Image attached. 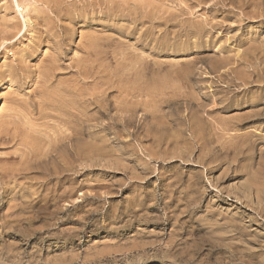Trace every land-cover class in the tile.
<instances>
[{"label": "rangeland", "instance_id": "374dc122", "mask_svg": "<svg viewBox=\"0 0 264 264\" xmlns=\"http://www.w3.org/2000/svg\"><path fill=\"white\" fill-rule=\"evenodd\" d=\"M12 1L0 0V264H264V0ZM20 133L34 143L7 141Z\"/></svg>", "mask_w": 264, "mask_h": 264}, {"label": "bare ground", "instance_id": "6f19581e", "mask_svg": "<svg viewBox=\"0 0 264 264\" xmlns=\"http://www.w3.org/2000/svg\"><path fill=\"white\" fill-rule=\"evenodd\" d=\"M13 1H14V0H13ZM13 1H12V2H13ZM16 1H17V5H18V7H21V5H20V3L18 2V0H16ZM33 1H34V0H33ZM41 1H42V0H41ZM41 1H40V2H41ZM43 1H44V0H43ZM43 1H42V2H43ZM86 1H87V0H86ZM92 1H94V0H92ZM99 1H100V0H99ZM99 1H98V2H99ZM105 1L107 2V0H104V2H105ZM108 1L111 3L110 0H108ZM57 2H59V1H57ZM73 2H74V1H73ZM75 2H76V1H75ZM84 2H85V1H84ZM90 2H91V1H90ZM90 2H89V3H90ZM104 2H103V3H104ZM118 2H119V1H118ZM44 3H45V2H44ZM53 3H54V2H53ZM76 3H77V2H76ZM76 3H74V4H76ZM78 3H79V1H78ZM86 3H87V2H86ZM101 3H102V2H101ZM110 3H109V4H110ZM112 3H113V2H112ZM112 3H111V5H112ZM15 4H16V3H15ZM33 4H34V3H33ZM39 4H40V3H39ZM45 4H46V3H45ZM93 4H94V3H93ZM113 4H114V3H113ZM36 5H37V4H36ZM46 5H47V4H46ZM51 5H52V4H51ZM65 5H67V4H65ZM79 5H80V4H79ZM89 5H90V4H89ZM97 5H98V4H97ZM97 5H96V6H97ZM104 5H105V4H104ZM30 6H31V5H30ZM53 6H54V5H53ZM70 6H71V3H70ZM98 6H99V5H98ZM98 6H97V7H98ZM3 7H4V6H3ZM49 7H50V6H49ZM56 7H57V6H56ZM72 7H73V6H72ZM115 7H116V5H115ZM32 8H33V7H32ZM36 8H37V7H36ZM51 8H52V7H51ZM62 8H63V7H62ZM62 8H61V9H62ZM74 8H75V7H74ZM84 8H85V7H84ZM89 8H90V7H89ZM93 8H94V7H93ZM102 8H103V7H102ZM102 8H101V9H102ZM109 8H110V5H109ZM118 8H120V7H118ZM69 9H70V8H69ZM82 9H83V8H82ZM86 9H87V8H86ZM91 9H92V8H91ZM91 9H90L89 11H91ZM99 9H100V8H99ZM99 9H98V10H99ZM101 9H100V10H101ZM110 9H111V8H110ZM8 10H9V9H8ZM30 10H31V9H30ZM45 10H46V9H45ZM45 10H44V11H45ZM71 10H74V9H71ZM100 10H99L98 14L100 13ZM113 10H114V9H113ZM113 10H112V11H113ZM38 11H39V10H38ZM50 11H51V10H50ZM53 11H54V10H53ZM74 11H75V10H74ZM5 12H6V11H5ZM5 12H3V14H4ZM31 12H32V11H31ZM34 12H36V11H34ZM46 12H48V11L46 10ZM55 12H57V10H56ZM80 12L82 13V11H80ZM19 13H20V9H19ZM36 13H37V12H36ZM36 13H35V14H36ZM61 13L63 14V11H62ZM78 13H79V12H78ZM111 13H113V12H111ZM15 14H16V13H15ZM20 14H21V13H20ZM26 14H27V13H26ZM79 14H80V13H79ZM84 14H85V12H84ZM96 14H97V13H96ZM98 14H97V15H98ZM0 15H1V14H0ZM11 15H12V14H11ZM28 15H29V14H28ZM42 15H43V14H42ZM42 15H41V16H42ZM92 15H94V14H92ZM24 16H25V15H24ZM30 16H31V15H30ZM58 16H59V15H58ZM63 16H64V15H63ZM89 16H90V15H89ZM1 17H2V16H1ZM18 17H19V16H18ZM18 17L15 16V18H17V19H18ZM31 17H33V16H31ZM38 17H39V16H38ZM55 17H56V16H55ZM70 17H71V19H72V16H70ZM70 17H69V18H70ZM8 18H10V16H9ZM12 18H14V16H12ZM74 18H75V17H74ZM85 18H86V15H85ZM6 19H7V18L5 17V20H6ZM17 19H16L15 21H21V20H17ZM24 19H25V18H24ZM33 19L35 20L34 17H33ZM39 19H40V18H39ZM8 20L10 21L11 18L8 19ZM8 20H7V21H8ZM25 20H26V19H25ZM31 20H32V19H31ZM34 20H33V21H34ZM43 20H44V19H43ZM79 20H80V19H79ZM7 21H6V24L10 26V24H8ZM13 21H14V20H13ZM22 21H24V20L22 19ZM10 22H11V21H10ZM10 22H9V23H10ZM36 22H37V20H36ZM40 22H41V21H40ZM40 22H37V23H40ZM15 23H16V22H15ZM15 23H14V25H15ZM18 23L21 24L20 22H18ZM18 23H16V24L18 25ZM28 23H29V22H28ZM49 23H51V22H49ZM1 24H2V23H1ZM12 24H13V23H12ZM35 24H36V23H35ZM4 25H5V24H4ZM25 25H28V24H25ZM56 25L58 26V24H56ZM5 26H6V25H5ZM22 26H23V25H22ZM3 27H4V26H3ZM19 27H20V26H19ZM19 27L16 26V28H19ZM24 27H25V26H24ZM31 27H32V26H31ZM4 28H5V27H4ZM6 28H8V27L6 26ZM12 28H14V26H13ZM16 28H14V29H16ZM21 28H22V27H21ZM14 29H11V26H10V30H11V31H13ZM27 29H28V28H27ZM27 29H26V31H27ZM32 29H33V28H32ZM2 30H3V29H2ZM7 30L10 31L9 28H8ZM7 30H6V31H7ZM16 30H19V29H16ZM42 30H43V29H42ZM0 31H1V29H0ZM6 31H5V32H6ZM8 31H7V32H8ZM20 31H21V29L19 30V32L17 31V32L19 33V35L21 34V32H22L23 30H22L21 32H20ZM7 32H6V33H7ZM0 33H3L2 35H4V32H3V31L0 32ZM11 33H12V37L15 36V34H16V33L13 34V32H11ZM11 33H10V34H11ZM18 33H17V34H18ZM29 33H30V32H29ZM43 33H44V32H43ZM8 34H9V33H8ZM17 34H16V35H17ZM2 35H0V39H2V38H1ZM24 35H25V33H24ZM9 36H10V35H9ZM3 37L6 38L5 35H4ZM12 37L10 36V38H12ZM17 37H18V36H17ZM31 37H32V36H31ZM83 37H84V36H83ZM85 37H86V36H85ZM7 38H9V37L7 36ZM10 38H9V39H10ZM39 38H40V37H39ZM92 38H93V37H92ZM13 39H14V37H13ZM93 39H94V38H93ZM93 39H92V41H95V40H93ZM6 40H8V39H6ZM10 40H11V39H10ZM10 40H9V41H10ZM45 40H46V39H45ZM57 40H58V39H57ZM85 40H86V39H85ZM0 41H1V40H0ZM14 41H15V40H14ZM86 41H90V39H89V40L87 39ZM92 41H90V42H92ZM6 42H8V41H6ZM44 42H45V41H44ZM44 42H43V43H44ZM46 42H47V40H46ZM56 42H57V41H56ZM90 42H89V43H90ZM97 42H98V40H96V43H97ZM1 43H2V42H1ZM4 43H5V42H4ZM16 43H17V42H16ZM16 43H15V45H16ZM48 43H49V42H48ZM85 43H86V42H85ZM89 43H88V44H89ZM96 43H94V45H93L94 48H95V47L97 46V44H98V43H97V44H96ZM13 44H14V43H13ZM82 44H83V42H82ZM92 44H93V43H92ZM95 44H96V46H95ZM54 45H56V44H54ZM84 45H85V44H84ZM90 45H91V43H90ZM12 46H13V45H12ZM36 46H37V45H36ZM16 47H17V46H16ZM60 47H62V45H60ZM82 47H83V45H82ZM86 47H87V44H86V46L84 47V50L86 49ZM89 47H92V46H89ZM89 47H88V48H89ZM6 48H8V46H7ZM51 48H52V47H51ZM57 48H59V47H57ZM57 48H56V49H57ZM0 49H1V48H0ZM11 49H14V48H11ZM53 49H54V48H53ZM89 49H91V48H89ZM51 50H52V49H51ZM58 50H59V49H58ZM60 50H61V49H60ZM86 50H87V49H86ZM92 50H93V48H92ZM127 50H128V49H127ZM54 51H55V49H54ZM87 51H88V50H87ZM96 51H97V49H96ZM123 51H124V50H123ZM125 51H126V50H125ZM56 52H57V51H56ZM56 52H55V53H56ZM90 52H92V51H90ZM90 52L88 51L86 54H88V55H93V54H96V53L98 54V53H99V52H95V53L93 52V54H89ZM50 53H51V52H50ZM52 53H54V52H52ZM59 53H60V52H59ZM62 53H63V52H62ZM62 53H60V54H62ZM20 54H21V53H20ZM100 54H101V53H100ZM15 55H16V53H15ZM15 55H14V56H15ZM51 55H52V54H51ZM53 55H54V54H53ZM55 55H56V54H55ZM55 55H54V56H55ZM57 55H59L58 52H57ZM57 55H56V57H57ZM48 56H50V55H48ZM60 56H61V55H60ZM60 56H59V57H60ZM66 56H67V55H66ZM19 57H20V56H19ZM52 57H53V56H52ZM63 57H64V56H63ZM88 57H89V56H88ZM47 58H48V57H47ZM49 58H51V57H49ZM53 58H54V57H53ZM83 59H84V58H83ZM21 60H22V58H21ZM48 60L50 61V59H48ZM54 60H55V61H58V60H59V62L63 61V60L60 61V58H59V59H58V58H57V59L55 58ZM64 60H65V59H64ZM86 60H87V62H88V59H86ZM86 60H83V61H84V62H83L84 64H85V61H86ZM92 60H93V59H92ZM13 61H14V60H13ZM51 61H52V59H51ZM51 61H50V62H51ZM55 61H54V62H55ZM76 61L78 62V60H76ZM79 61H80V60H79ZM20 62H21V61H20ZM23 62H24V60H23ZM43 62H44V61H43ZM43 62H42V63H43ZM52 62H53V61H52ZM52 62H51V63H52ZM63 62H64V61H63ZM77 62H76V63H77ZM81 62H82V61H81ZM47 63H48V62H47ZM56 63L58 64V62H56ZM61 63H62V62H61ZM88 64H89V63H88ZM15 65H16V64H15ZM44 65H45V64H44ZM47 65H48V64H47ZM55 65H56V64H55ZM60 65H61V64H60ZM75 65H76V64H74V66H72V67H75ZM77 65H78V64H77ZM81 65H82V64H81ZM5 66H6V65H5ZM5 66H4V68H5ZM24 66H25V65H24ZM49 66H51L52 68H55V67H53V66H54V63H53V66L49 64V65H48V68L46 69L47 71H48V69L50 68ZM56 66H57V65H56ZM70 66H71V65H70ZM70 66H68V67H70ZM79 66H80V64H79ZM44 67H45V66H44ZM57 67H58V66H57ZM57 67H56V69H57ZM59 67H60V66H59ZM62 67H63V66H62ZM72 67H71V69H72ZM76 67H77V66H76ZM80 67H81V66H80ZM83 67L86 68L87 66L85 67V66L83 65ZM83 67H82V70H81L80 73H83V72H82L83 69H84ZM94 67H95V66H94ZM94 67H93V68H94ZM2 68H3V67H2ZM6 68H7V67H6ZM6 68H5V69H6ZM40 68H41V67H40ZM65 68H66V67H65ZM78 68H79V67H78ZM78 68H77V70H78ZM5 69H4V70H5ZM9 69H10V68H9ZM20 69H21V68H20ZM63 69H64V68H63ZM79 69H80V68H79ZM87 69H88V68H86V70H85V69H84V70L88 72ZM17 70H19V68H17ZM32 70H33V69H32ZM39 70H40V69H39ZM44 70H45V69H44ZM46 70H45V71H46ZM50 70H51V69H50ZM50 70H49V71H50ZM58 70H59V68H58ZM58 70H56V71H58ZM1 71H2V70H1ZM37 71H38V70H37ZM53 71H54V70H53ZM53 71H52V72H53ZM56 71H54V72L56 73ZM61 71H63V70H61ZM78 71H80V70H78ZM17 72H18V71H17ZM17 72H16V73H17ZM74 72H75V71H74ZM89 72H90V71H89ZM89 72H88V73H89ZM91 72H92V73H90V74H92V75H93L94 72L97 73L95 70H93V71H91ZM16 73H14V74H16ZM34 73H35V72H34ZM39 73H40V71H39ZM41 73H42V70H41ZM61 73H62V72H61ZM65 73H66V72H65ZM4 74H5V73H4ZM20 74H21V73H20ZM35 74H36V73H35ZM37 74H38V73H37ZM71 74H73L74 77H75V75L77 76L78 73H77V74H74V73L71 72ZM83 74H87V73L85 72V73H83ZM83 74H80V75L83 76ZM6 75H7V74H6ZM44 75H45V72H43V77H44ZM47 75H49V77H50L51 74L48 72V73H46V76H47ZM52 75H53V74H52ZM56 75H57V74H56ZM56 75H55V76H56ZM64 75H65V74H64ZM73 75H72V76H73ZM113 75H114V74H113ZM13 76H14V75H13ZM17 76H18V75H17ZM17 76H16V77H17ZM21 76H22V75H21ZM33 76H35V75H33ZM58 76H59V75H58ZM58 76H56V77H57V80H58ZM62 76H63V75H62ZM81 76H80V77H81ZM87 76H88V75H87ZM111 76H112V75H111ZM36 77H38V76H36ZM39 77H42V75H41V76L39 75ZM56 77H55V78H56ZM68 77H69V76H68ZM70 77H71V75H70ZM84 77H85V75H84ZM90 77H91V75H90ZM31 78H33V77H31ZM44 78H45V77H44ZM44 78H43V79H44ZM52 78H53V77H52ZM52 78L50 77V79H48V80H51ZM82 78H83V77H82ZM82 78H81V79H82ZM98 78H100V77H98ZM13 79H14V78H13ZM20 79H21V78H20ZM20 79H19V81H20ZM59 79H60V77H59ZM62 79H63V78H62ZM68 79H69V78H68ZM78 79H79V77H78ZM81 79H80V80H81ZM8 80H9V79H8ZM30 80H31V79H30ZM53 80H54V79H53ZM55 80H56V79H55ZM57 80H56V81H57ZM60 80H61V79H60ZM65 80L67 81V79H65ZM76 80H77V78H76ZM76 80H75L74 82H76ZM87 80H88V78H87ZM96 80L98 81V79H96ZM96 80H95V82H96ZM11 81H12V80H11ZM15 81H16V80H15ZM19 81H17V82H19ZM21 81H22V79H21ZM35 81H36V80H35ZM40 81H41V80H40ZM42 81H44V80H42ZM45 81H46V80H45ZM61 81H62V80H61ZM66 81H64V82H66ZM70 81H71V80H70ZM70 81H69V82H70ZM78 81H79V80H78ZM46 82H47V81H46ZM49 82H50V81H49ZM95 82H94V83H95ZM29 83H30V82H29ZM47 83H48V82H47ZM50 83H51V82H50ZM52 83H53V81H52ZM54 83H56V82H54ZM72 83H73V82H72ZM81 83H82V82H81ZM81 83L78 82L77 84L80 85ZM86 83H87V81H86ZM91 83H93V82H91ZM91 83H90V84H91ZM97 83H98V82H97ZM31 84H32V83H30L29 85H31ZM33 84H34V83H33ZM40 84H41V83H40ZM40 84H38V85H40ZM42 84H43V83H42ZM57 84H58V83H57ZM67 84H68V83H67ZM69 84H70V83H69ZM87 84H89V83H87ZM35 85H36V84H35ZM45 85H49V84H44L43 86H45ZM54 85H55V84H54ZM54 85H53V87H55ZM93 85H94V84H93ZM110 85H111V84H110ZM110 85H109V86H110ZM33 86H34V85H33ZM41 86H42V85H40V87H41ZM60 86H63V85H62V82H61V85H60ZM60 86H59V87H60ZM75 86H76V85H75ZM96 86H97V85H96ZM111 86H112V85H111ZM34 87H35V86H34ZM36 87H37V86H36ZM46 87H47V86H46ZM64 87H65V86H64ZM66 87H67V86H66ZM69 87H70V86H69ZM78 87H79V86H78ZM83 87H85V86H83ZM83 87H82V88H83ZM90 87H91V86H90ZM29 88H30V87H29ZM41 88H42V87H41ZM41 88H40V89H41ZM44 88H45V87H44ZM48 88H49V87H48ZM60 88H62V87H60ZM70 88H71V87H70ZM73 88H74V87H73ZM75 88H76V87H75ZM82 88H81V89L79 88V89L81 90V92L83 91ZM95 88H96V87H95ZM112 88H113V87H112ZM40 89H39V90H40ZM49 89H50V88H49ZM57 89H58V88H57ZM62 89L64 90L65 88H62ZM97 89H98V88H97ZM34 90H35V88H34ZM36 90H37V89H36ZM46 90H47V88H46ZM55 90H56V89H55ZM60 90H61V89H60ZM63 90H62V91H63ZM66 90H67V89H66ZM74 90L76 91V89H74ZM74 90H73V92H74ZM80 90H78V91H80ZM37 91H38V90H37ZM37 91H36V92H37ZM50 91H52V90H50ZM57 91H58V90H57ZM71 91H72V89L70 90V92H71ZM84 91H85V90H84ZM96 91H97V90H96ZM112 91H113V90H112ZM112 91H111V92H112ZM47 92H48V91H47ZM65 92H66V91H64L63 93H65ZM67 92H69V91H67ZM97 92H98V91H97ZM29 93H30V92H29ZM32 93H33V92H32ZM34 93H35V92H34ZM39 93H40V91H39ZM56 93H57V92H56ZM71 93H72V92H71ZM76 93H77V92H76ZM85 93H86V92H85ZM87 93H89V92H87ZM37 94H38V92H37ZM43 94H45V93H43ZM49 94H50V93H49ZM52 94H53V93H52ZM54 94H55V93H54ZM57 94H58V93H57ZM61 94H62V93H61ZM65 94H66V93H65ZM67 94H68V93H67ZM73 94H74V93H73ZM82 94H83V93H82ZM113 94H114V91H113ZM46 95H47V94H46ZM59 95H60V94H59ZM87 95H88V94H87ZM89 95H90V94H89ZM89 95H88V96H89ZM92 95H94V94H92ZM96 95H97V94H96ZM98 95H99V94H98ZM104 95H105V94H104V92H103V96H104ZM110 95H111V94H110ZM36 96H38V95H36ZM68 96H69V94H68ZM76 96H77V95H76ZM94 96H95V95H94ZM94 96H93V97H94ZM112 96H113V95H112ZM19 97H20V96H19ZM23 97H24V96H23ZM29 97H30V96H29ZM31 97H32V96H31ZM42 97H43V96H42ZM44 97H45V96H44ZM53 97H54V96H53ZM59 97H60V96H59ZM65 97H66V96H65ZM79 97H81V96H79ZM82 97H83V95H82ZM86 97H87V96H85V98H86ZM96 97H97V96H95V98H96ZM101 97H102V95H101ZM101 97H100V98H101ZM110 97H111V96H110ZM32 98H33V97H32ZM68 98H69V97H68ZM83 98H84V97H83ZM91 98H92V96H91ZM95 98H93V100H94ZM100 98H99V99H100ZM103 98H105V97H103ZM13 99H14V98H13ZM13 99H12V100H13ZM27 99H28V98H26V100H27ZM42 99H43V98H42ZM51 99H52V98H51ZM51 99H50V100H51ZM57 99H59V98L57 97ZM60 99H61V97H60ZM63 99H64V98H63ZM63 99H61V100H63ZM73 99H74V98H73ZM111 99L113 100V98H111ZM111 99H110V100H111ZM37 100H38V99H37ZM39 100H40V99H39ZM46 100H47V99H46ZM48 100H49V98H48ZM66 100H67V99H66ZM70 100H72V99L70 98ZM74 100H75V99H74ZM76 100H77V98H76ZM76 100H75V101H76ZM81 100H82V99H81ZM91 100H92V99H91ZM104 100H105V99H104ZM17 101H18V100H17ZM17 101H16L15 103H17ZM21 101H22V99L20 100V104L23 103V102H21ZM34 101H35V100H34ZM41 101L43 102V100H41ZM44 101H45V99H44ZM55 101H56V100H55ZM78 101H79V100H78ZM78 101H77V102H78ZM95 101H97V100H95ZM95 101H94V102H95ZM113 101H114V100H113ZM48 102H49V101H48ZM51 102H52V101H51ZM51 102H50V103H51ZM59 102H61V101H59ZM62 102H63V101H62ZM66 102H67V101H66ZM83 102H84V101H83ZM106 102H107V99H106ZM106 102H104V103H106ZM44 103H45V102H44ZM46 103H47V101H46ZM69 103H72V102L69 101ZM80 103H82V102H80ZM115 103H116V102H115ZM17 104H19V101H18ZM39 104H40V103H37V105H39ZM48 104H49V103H48ZM51 104H52V103H51ZM54 104H55V102H54ZM54 104H53V107H54ZM57 104H58V103H57ZM64 104H65V102H64ZM67 104H68V103H67ZM67 104H65V105H67ZM76 104H78V103H76ZM93 104H94V103H93ZM99 104H100V102L98 103V105H99ZM110 104H111V101H110ZM21 105H22V104H21ZM23 105H24V103H23ZM49 105H50V104H49ZM59 105H60V104H59ZM59 105H58V106H59ZM61 105H63V104H61ZM69 105H71V104H69ZM72 105H73V104H72ZM81 105H82V104H81ZM88 105H89V104H88ZM104 105H105V104H104ZM104 105H103V106H104ZM106 105H108V104L106 103ZM14 106H16V104H15ZM26 106H27V105H26ZM35 106H36V105H35ZM43 106H45V105H43ZM43 106H42V107H43ZM51 106H52V105H51ZM56 106H57V105H56ZM67 106H68V105H67ZM74 106H75V103H74ZM76 106H77V105H76ZM76 106H75V107H76ZM91 106H92V104H91ZM91 106H90V107H91ZM113 106H114V105H113ZM116 106H117V105H116ZM16 107H18V106H16ZM19 107H20V106H19ZM22 107H23V106H22ZM36 107H37V106H36ZM45 107H46V106H45ZM60 107H62V106H60ZM68 107H69V106H68ZM104 107H105V106H104ZM104 107H103V108H104ZM106 107H107V106H106ZM29 108H30V107H28V110L26 109V111L29 112ZM48 108H50V107H48ZM65 108H66V107H65ZM80 108H81V106H80ZM82 108H83V105H82ZM82 108L79 109V110L82 111ZM107 108H108V107H107ZM109 108H110V107H109ZM114 108H115V110H117V109H116L117 107H114ZM13 109H15V108H13ZM17 109H18V108H16V110H17ZM23 109H25V107H24ZM39 109H40V108H38V111H39ZM44 109H45V108H44ZM58 109H60V108H58ZM67 109L70 111L69 108H67ZM67 109H66V110H67ZM71 109H73L72 106H71ZM76 109H77V108H76ZM93 109H94V108H93ZM105 109H106V108H105ZM16 110H15V111H16ZM19 110H20V108H19ZM30 110H32V109H30ZM45 110L47 111V108H46ZM52 110H53V109H52ZM62 110H63V109H62ZM66 110H64V111H66ZM86 110H87V109H86ZM90 110H91V109H90ZM112 110H113V109H112ZM20 111H21V110H20ZM20 111H19V112H20ZM64 111H61L60 113H62V112L64 113ZM71 111H72V110H71ZM71 111H70V112H71ZM81 111H80V112H81ZM101 111H102V110H101ZM13 112H14V111H13ZM28 112H27V113H28ZM42 112H43V111H42ZM48 112H50V111H48ZM53 112H54V111H53ZM55 112H57V114L59 113V111H56V110H55ZM55 112H54V114H55ZM44 113L46 114L47 112H44ZM50 113H51V112H50ZM60 113H59V115H61ZM63 113H62V114H63ZM66 113H67V112H66ZM66 113H64V114H66ZM73 113H75V112H73ZM73 113H72V114H73ZM86 113H88V112L86 111V112H85V115H87ZM93 113H94V112H93ZM103 113H104V112H103ZM108 113H109V112H108ZM111 113H112V112H111ZM22 114H23V113H22ZM22 114H21V117H23V118H21V120H22V122H25V120H24V119H25V115L23 114L24 116H22ZM48 114H49V113H48ZM52 114H53V113H52ZM70 114H71V113H70ZM89 114H90V113H89ZM100 114H101V113H100ZM114 114H115V113H114ZM9 115L11 116V114H9ZM12 115H14V114H12ZM17 115H18V113H17ZM26 115H27V114H26ZM38 115H39V114H38ZM49 115H50V114H49ZM75 115H76V114H75ZM18 116H19V118H20V114H19ZM35 116H37V115H35ZM43 116H44V114H43ZM50 116H51V115H50ZM50 116H49V117H50ZM63 116H64V115H63ZM63 116H62V117H63ZM73 116H74V115H73ZM78 116H79V115H78ZM80 116H81V115H80ZM88 116H89V115H88ZM90 116H92V115L90 114ZM99 116H100V115H99ZM112 116H113V114H112ZM11 117H13V116H11ZM16 117H17V116H16ZM29 117H30V116H29ZM31 117H32V116H31ZM31 117H30V118H31ZM57 117H58L59 119L61 118V116L59 117L58 115H56V118H55V119H57ZM68 117H70V116H67V118H68ZM75 117H76V116H74V118H75ZM13 118H14V117H13ZM30 118L27 117V119H26V123L28 122L27 120H30ZM50 118H51V117H50ZM86 118H87V116H86ZM114 118H115V117H114ZM48 119H49V118H48ZM81 119L86 120L85 118H83V116H82ZM87 119H88V118H87ZM90 119H93V118H90ZM90 119H89V120H90ZM9 120H10V119H9ZM12 120H15V119H12ZM12 120H10V122H12V123H14L15 121H16V123H19V122H20V121L18 120V118H17L18 122H17V120H15L14 122H13ZM23 120H24V121H23ZM40 120H41V119H40ZM63 120H64V117H63ZM65 120L67 121L66 117H65ZM68 120H71V119L69 118ZM55 121H56V120H55ZM66 121H64V126H65ZM73 121H74V120H72V122H73ZM38 122H39V121H38ZM41 122H42V121H41ZM48 122H49V121H48ZM48 122H46V123H48ZM58 122H59V120L57 121L55 127L58 126V125H57ZM62 122H63V121H62ZM62 122H61V123H62ZM67 122H68V121H67ZM89 122H90V121H89ZM4 123H5V122H4ZM4 123H3V124L1 123V124L4 125ZM28 123H30V122H28ZM61 123H60V124H61ZM69 123H70V121H69ZM69 123H68V124H69ZM73 123H74V122H73ZM73 123H72V124H73ZM5 124H6V123H5ZM8 124L10 125L11 123L8 122ZM14 124H15V123H14ZM14 124H12V126H14ZM21 124H22V123H21ZM21 124L19 123V124H16V125L18 126V125H21ZM30 124H31V123H30ZM44 124H45V122H44L43 124L41 123V125H44ZM62 124H63V123H62ZM66 124H67V123H66ZM72 124L70 123V125H72ZM92 124H93V123H92ZM9 125H8V126H9ZM27 125H28V124H27ZM32 125H33V123H32ZM34 125H35V124H34ZM36 125H37V124H36ZM41 125H40V126H41ZM47 125H50V124L48 123ZM78 125H79V124H78ZM8 126H6V125L4 126V127H6L5 130L7 129ZM21 126H24V124H22ZM38 126H39V124H38ZM40 126H39V127H40ZM52 126H53V127H52V131H53V130H56V128L54 127V124H53V123H52ZM61 126H63V125H61ZM61 126H60V127H61ZM76 126H77V125H76ZM90 126L93 127L91 124H90ZM94 126H95V125H94ZM98 126H99V125H98ZM4 127H3V128H4ZM27 127H28V126H27ZM29 127H30V126H29ZM43 127H45V126H43ZM49 127H50V126H49ZM68 127L70 128L71 126H68ZM73 127H75V126H73ZM78 127H79V126H78ZM81 127H84V126H81ZM81 127H80V128H81ZM0 128H1V127H0ZM3 128H2V129H3ZM8 128H9V127H8ZM10 128H11V130L13 129V127H10ZM15 128H16V127H15ZM15 128H14V129H15ZM17 128H18V127H17ZM20 128H21V127H20ZM23 128H24V127H23ZM34 128H35V126H34ZM36 128H37V127H36ZM36 128H35V129H36ZM40 128H41V127H40ZM53 128H55V129H53ZM71 128H72V127H71ZM71 128H70V129H71ZM14 129H13V130H14ZM27 129H28V128H27ZM37 129L39 130V128H37ZM37 129H36V130H37ZM48 129H51V128H48ZM65 129H67V127H65V128L63 129V131H64ZM73 129H74V128H73ZM76 129H77V128H76ZM76 129H74V130H75L74 132H73V130H72V132L75 133V132L77 131ZM87 129H88V128H87ZM8 130H9V129H8ZM8 130H7V131H8ZM22 130H23V129H22ZM29 130H30V129H29ZM29 130H28L27 132H29ZM44 130H45V129H44ZM58 130H59V129H57L56 131H58ZM60 130L62 131V127H61ZM81 130H82V129H81ZM89 130H91V128H90ZM98 130H99V129H98ZM0 131H2V130H0ZM15 131H16V133H17V130H14L13 132L15 133ZM25 131H26V130H25ZM25 131H24V132H25ZM40 131H41V129H40ZM40 131H39V132H40ZM47 131H48V133H49L50 130H47ZM47 131H46V133H47ZM67 131H68V129H67ZM78 131H79V130H78ZM78 131H77V132H78ZM86 131H87V130H86ZM8 132H9V131H8ZM32 132H33V131H30V133H32ZM39 132H38V133H39ZM42 132H43V133H41L42 135L44 134V135L47 136V134H45L44 131H42ZM58 132H60V131H58ZM58 132H57V133H58ZM65 132H66V131H64V132H62V133H65ZM68 132H69V131H68ZM77 132H76V133H77ZM90 132H92V131H90ZM0 133H1V132H0ZM2 133H3V132H2ZM2 133H1V134H2ZM16 133H15V134H16ZM22 133H23V132H22ZM50 133H51V131H50ZM50 133H49V134H50ZM53 133H54V132H53ZM53 133H52V134H53ZM57 133L55 132L54 135H56ZM73 133H72V134H73ZM78 133H79V132H78ZM78 133H77V134H78ZM80 133H82V131H81ZM80 133H79V134H80ZM1 134H0V138H1V136L3 135V134H2V135H1ZM7 134H8V133H7ZM15 134H13V135L11 136V139H10V137L8 136L9 139H8L7 141H8V142H9V141H12V142H13V141H16V140L20 139L19 136H21V133H20V134H17V135H15ZM24 134H26V132H25ZM24 134H23V135H24ZM34 134H35V132H34ZM59 134H60V133H59ZM65 134H66V133H65ZM65 134H62V135L64 136ZM69 134H70V133H69ZM10 135H11V134H10ZM23 135H22V136H23ZM29 135H30V134H29ZM29 135L27 134V137H29ZM37 135H38V134H37ZM37 135H34V137L37 136ZM39 135H40V134H39ZM86 135H87V134H86ZM24 136H25V135H24ZM32 136H33V135H31V138H32ZM56 136L59 137V135H56ZM66 136H69V135L66 134ZM88 136H89V135H88ZM38 137H42V138H43L44 136H38ZM47 137H48V136H47ZM49 137H50V136H49ZM51 137H54V136L51 135ZM64 137H65V136H64ZM64 137H63V138H64ZM69 137H70V136H69ZM84 137H85V136H84ZM190 137H191V136H190ZM24 138H26V137H24ZM31 138L29 137V139H31ZM44 138H45V137H44ZM73 138H74V137H73ZM77 138H79V137H77ZM6 139H7V138H6ZM21 139H22V140H21ZM21 139L18 140V141H22L21 143H22L23 145H24V144H25V145H32V143H34V142H32V140H31L32 143L29 144V141H28L29 139H28V140H27V139H23V138H21ZM36 139H38V138H36ZM46 139H47V141L49 140L48 138H46ZM46 139L43 140L44 142H42V143H43V148H44V147H45V148H46V147H51V146H48V145L46 146V144L48 143V142H46ZM54 139H55V137H54ZM58 139H59V140H60V139L62 140V137H61V138H57V140H58ZM65 139H66V138H65ZM83 139H84V138H83ZM1 140H2V139H1ZM3 140H4V139H3ZM26 140H27V141H26ZM38 140H39V139H38ZM38 140H35V142L38 141ZM59 140H58V142H59ZM66 140H67V139H66ZM68 140H69V139H68ZM95 140H96V139H95ZM95 140H92L93 142H92V141H90V142L94 143ZM7 141H6V142H7ZM33 141H34V139H33ZM50 141H53V140H50ZM71 141H72V140H71ZM165 141H166V139H165ZM4 142H5V141H4ZM6 142H5V143H6ZM8 142H7V143H8ZM38 142H39V141H38ZM73 142H76V140L73 141ZM78 142H79V141H78ZM81 142H82V140H81ZM84 142H85V139H84ZM86 142H87V141H86ZM0 143H1V142H0ZM36 143H37V142H36ZM42 143H41V144H42ZM44 143H46L45 146H44ZM51 143H52V142H51ZM51 143H50V144H51ZM59 143H60V142H59ZM64 143H65V142H64ZM66 143H67V142H66ZM68 143H69V142H68ZM76 143H77V142H76ZM95 143H98V142H95ZM95 143H94V144H95ZM13 144H14V143H12V145H13ZM41 144H40V146H42ZM55 144H56V142H55ZM71 144H73V143H71ZM79 144H80V143H79ZM84 144H88V145H90L89 142H88V143H84ZM94 144H93V145H94ZM3 145H4V144H3ZM6 145H7V144H6ZM9 145H10V143H9ZM34 145H36V144H34ZM34 145H33V149L35 148V150H36V146H37V145H36V146H34ZM38 145H39V144H38ZM53 145H54V143H53ZM53 145H52V146H53ZM56 145H57V144H56ZM56 145H55V147H56ZM61 145H62V144H61ZM65 145H66V144H65ZM69 145H70V143H69ZM82 145H83V144H82ZM93 145H92V146H93ZM0 146H1V145H0ZM17 146H19V145H17ZM20 146H21V145H20ZM20 146H19V147H20ZM66 146H67V145H66ZM75 146H76V145H75ZM85 146H86V145H85ZM85 146H84V147H85ZM98 146H100V145H97V146L95 145V147H97V149H96V148H94V149H96V150H100V149H98ZM2 147H3V146H2ZM7 147H8V146H7ZM15 147H16V146H15ZM27 147H28V146H27ZM30 147H31V146H30ZM58 147L60 148V146H58ZM62 147H63V146H62ZM62 147H61V148H62ZM84 147H83V148H84ZM8 148H9V147H8ZM16 148H17V147H16ZM21 148H22V147H21ZM24 148H26V146H24ZM24 148H23V149H24ZM41 148H42V147H41ZM43 148H42V149H43ZM63 148H64V147H63ZM63 148H62V149H63ZM65 148H66V147H65ZM67 148H68V147H67ZM71 148H72V147H71ZM73 148H74V147H73ZM85 148H86V147H85ZM87 148H88V147H87ZM90 148L92 149V147H90ZM90 148L88 149V151L90 150ZM1 149H2V148H1ZM6 149H7V148H6ZM14 149H15V148H14ZM17 149L19 150V148H17ZM23 149H22V150H23ZM26 149H29V148H26ZM37 149H39L38 146H37ZM46 149H47V148H46ZM48 149L50 150L51 148H48ZM48 149H47V150H48ZM52 149H55L54 146L52 147ZM52 149H51V150H52ZM74 149H75V148H74ZM74 149H72V150H74ZM7 150H8V149H7ZM7 150H6V152H4V154H6L7 152L11 151V150L7 151ZM18 150L15 149L14 151H18ZM47 150H46V151H47ZM49 150H48V151H49ZM51 150H50V151H51ZM57 150H58V149H57ZM77 150H78V149H77ZM2 151H3V150H2ZM12 151H13V150H12ZM12 151H11V152H12ZM26 151H27V150H26ZM29 151H30V150H28V152H29ZM42 151H43V150H42ZM68 151H70V150H68ZM86 151H87V150H85V152H86ZM92 151H93V150H92ZM92 151L90 152V154H91V153L93 154ZM11 152H9V154H10ZM22 152L24 153V151H20V154H21ZM34 152H35V151H34ZM39 152L41 153L40 149H39ZM62 152H63V151H62ZM74 152H75V151H74ZM82 152H83V151H82ZM96 152H97V151H96ZM16 153H17V152H15V153H13V154H16ZM23 153H22V154H23ZM37 153H38V152H37ZM59 153H60V151H59ZM59 153H58V155H60ZM71 153H72V152H71ZM75 153H76V152H75ZM78 153H79V150H78V152H77L76 154H74V155H77ZM117 153H118V152H117ZM20 154H19V155H20ZM22 154H21V155H22ZM25 154L27 155L28 153L25 152ZM25 154H24V155H25ZM55 154H56V153H55ZM79 154H81V153H79ZM88 154H89V152H88ZM92 154H91V155H92ZM95 154H96V153H95ZM16 155H18V154H16ZM16 155H13V156L15 157ZM28 155H29V154H28ZM44 155H45V157H46V154H44ZM56 155H57V154H56ZM58 155H57V156H58ZM65 155H66V153H65ZM65 155L62 154V156H65ZM68 155H69V154H67V155L65 156V157H66V160H67V156H68ZM70 155H71V154H70ZM86 155H87V154H86ZM30 156H31V155H30ZM51 156H52V153H51ZM62 156H60V157H62ZM88 156H89V155H88ZM88 156H87V157H88ZM16 157H17V156H16ZM20 157H21V156H20ZM26 157L28 158L29 156H26ZM26 157H25V158H26ZM31 157H34V159H37L38 157L40 158L41 156H38L37 158H36V156H31ZM52 157H53V156H52ZM80 157H81V156H80ZM17 158H18V157H17ZM25 158H23V156H22L21 160H19V161L17 160V161H18V162H22V160H24ZM27 158H26V159H27ZM57 158H58V157H57ZM26 159H25V160H26ZM28 159H32V162L34 161L33 158H28ZM54 159H55V158H54ZM63 159H64V158H60V159L58 158V160H61V161H62ZM73 159H74V158H73ZM83 159H84V158H83ZM87 159H88V158H87ZM87 159H86V160H87ZM98 159H99V158H98ZM25 160H24V162H26ZM48 160H50V158L47 159V161H48ZM56 160H57V159H56ZM56 160L53 161V158H52V161L54 162L53 164H56V165L58 166L57 162H59V161L56 162ZM70 160H72V159L70 158ZM70 160H69V161H70ZM79 160H80V159H79ZM86 160H85V161H86ZM36 161H37V160H36ZM47 161L45 160V163H48V162H49V161H48V162H47ZM63 161H64V160H63ZM67 161H68V160H67ZM98 161H99V160H98ZM9 162H11V161H9ZM12 162H13V161H12ZM24 162H23V163H24ZM28 162L32 163L31 161H28ZM55 162H56V163H55ZM71 162H72V161H71ZM77 162H79V163H83V161H77ZM99 162H100V161H99ZM106 162H107V161H106ZM0 163H1V162H0ZM13 163H14V162H13ZM15 163L17 164L16 160H15ZM35 163H37V162H35ZM38 163H40V162H38ZM38 163H37V164H38ZM45 163L42 164V165H46ZM51 163H52V162H51ZM61 163H62V162H61ZM65 163H66V162H65ZM79 163H78V164H79ZM16 164H15V165H16ZM19 164H21V163H19ZM24 164H25V163H24ZM5 165H6V164H5ZM27 165H28V168H30V167L32 168V165H31V166H29V164H27ZM34 165H35V164H34ZM40 165H41V164H40ZM47 165H49V164H47ZM50 165H51V164H50ZM50 165H49V166H50ZM56 165H53L55 169H52V170H56V167H57ZM64 165H67V164H64ZM64 165H62V166H64ZM72 165H73V164H72ZM2 166H3V164H2ZM11 166H13V165H11ZM16 166H17V165H16ZM35 166H37V165H35ZM49 166H47V167H49ZM55 166H56V167H55ZM69 166H70V164H69ZM118 166H119V165H118ZM0 167H1V166H0ZM22 167H23V166H22ZM38 167H40V166H38ZM44 167H45V166H44ZM47 167H46V169H47ZM60 167H61V165H60ZM79 167H81V166H79ZM83 167H84V166H83ZM3 168H4V167H3ZM5 168H6V167H5ZM5 168H4V169H5ZM17 168L20 169L19 166H18ZM23 168H24V167H23ZM23 168H22V170H23ZM35 168H36V167H35ZM0 169H2V168H0ZM26 169H27V167H26ZM37 169H38V171H37ZM37 169H36V171H37V172H40V171L42 170V167H41V170H40V171H39V168H37ZM43 169H45V168H43ZM49 169H50V168H49ZM49 169H48V170H49ZM59 169H60V168H59ZM77 169H78V167H77ZM81 169H82V168H81ZM120 169H121V168H120ZM122 169H126V168H122ZM5 170L7 171L8 169H5ZM10 170H13V169H10V168H9V171H10ZM15 170H16V168H15ZM24 170H25V168H24ZM29 170H30V169H29ZM33 170H34L33 168H32V171L30 170V171H31V174H32ZM48 170H47V171H48ZM78 170H80V169H78ZM82 170H83V169H82ZM16 171H18V170H16ZM20 171H21V170H19L18 172H20ZM25 171H26V170H25ZM57 171H58V169H57ZM57 171H56V172H57ZM73 171H74V170H73ZM73 171H72V172H73ZM2 172H3V171H2ZM12 172H14V170H13ZM21 172H23V174H24V171H21ZM27 172H29V171L27 170ZM42 172H43V171H42ZM45 172H46V171H45ZM49 172H50V171H49ZM33 173H35V172H33ZM53 173H54V172H53ZM59 173H60V172H59ZM61 173H62V172H61ZM80 173H81V172H80ZM74 174H75V173H73V175H74ZM77 174H78V173H77ZM0 175H2V174H0ZM7 175H8V174H7ZM34 175H35V174H34ZM38 175L40 176V174H38ZM38 175H37V176H38ZM45 175H46V174H44L43 176L45 177ZM52 175H53V174H52ZM62 175H63V173L61 174V176H62ZM71 175H72V174H71ZM81 175H82V174H81ZM3 176H4V175H3ZM30 176H31V175H30ZM37 176H36L35 178L39 180L40 178H39V177L37 178ZM54 176H55V175H54ZM59 176H60V175H59ZM61 176H60V177H61ZM66 176H67V175H66ZM0 177H1V176H0ZM26 177H27V176H26ZM26 177H25V178H26ZM32 177H33V176H32ZM40 177H42V176H40ZM2 178H4V177H2ZM5 178H7V177H5ZM42 178H43V177H42ZM48 178H49V177H48ZM54 178H55V177H54ZM62 179H64V178H62ZM69 179H70V178H69ZM69 179H68V180H69ZM71 179H72V178H71ZM75 179H76V178H75ZM1 180L4 181V179H1ZM6 180H7V179H6ZM19 180H20V179H19ZM30 180H32V179H30ZM46 180H48V179H46ZM52 180H54V179H52ZM135 180H136V179H135ZM11 181L13 182V180H11ZM32 181H33V180H32ZM41 181H42V180H41ZM50 181H51V180H50ZM56 181H57V180H56ZM77 181H78V180H77ZM17 182H19V181H17ZM43 182H44V181H43ZM46 182H47V181H46ZM53 182H54V181H53ZM260 182H262V181H260ZM10 183H11V182H10ZM10 183H9V184H10ZM37 183H38V182H37ZM56 183H57V182H56ZM263 183H264V182H263ZM263 183H262V184H263ZM3 184H5V183H3ZM3 184H2V185H3ZM9 184H8V185H9ZM35 184H36V183H35ZM61 184H62V183H61ZM77 184H78V183H77ZM59 185H60V184H59ZM250 185H251V184H250ZM254 185L256 186L257 184L255 183ZM259 185H261V183H260ZM39 186H41V185H39ZM49 186H50V185H49ZM72 186H73V185H72ZM259 187H261V189H264V188H262V187H264V184H263V186H258V189H259ZM40 188H41V187H40ZM69 188H70V186H69ZM244 188H245V187H244ZM27 189H28V188H27ZM29 189H30V188H29ZM47 189H49V188H47ZM81 189H82V188H81ZM255 189H256V188H255ZM261 189H259V190H261ZM31 190H32V189H31ZM33 190H34V189H33ZM33 190H32V192H33ZM36 190H37V189H36ZM70 190H72V188L69 189L68 191L71 192ZM75 190H76V189H75ZM38 191H39V189H38ZM51 191H52V190H51ZM73 191H74V190H73ZM77 191H78V190H77ZM34 192H35V190H34ZM57 192H58V191H57ZM60 192H61V191H60ZM74 192H76V191H74ZM254 192H255V191H254ZM261 192L264 193L263 190H262ZM44 193H45V192H44ZM47 193L49 194V192H47ZM256 193H257V191H256ZM32 194H33V193H32ZM32 194H31V195H32ZM51 194H52V193H51ZM69 194H70V193H69ZM72 194H73V193H72ZM253 194H254V196H255V193H253ZM260 194H261V193H260ZM27 195H28V194H27ZM33 195H34V194H33ZM33 195H32V197H33ZM36 195H37V194H36ZM53 195H54V194H53ZM59 195H60V194H59ZM59 195H58V196H59ZM64 195H65V194H64ZM256 195H257V194H256ZM262 196H264V194H263ZM262 196H261V197L259 196V198H264V197H262ZM37 197H38V196H37ZM37 197H35V198H37ZM41 197H42V196H41ZM43 197H44V196H43ZM46 197H47V195H46ZM51 197H52V196H51ZM53 197H54V196H53ZM59 197H60V196H59ZM64 197H66V195H65ZM69 197H70V196H69ZM24 198H25V200L27 201V198H28V197L26 198V196H25ZM29 198H30V197H29ZM44 198H45V197H44ZM44 198H42V199H44ZM55 198H56V196H55ZM244 198L247 199V197H244ZM250 198H251V197H250ZM31 199H32V198H31ZM31 199H29L28 202H29ZM45 199H46V198H45ZM52 199H53V198H52ZM59 199H60V198H59ZM248 199H249V196H248ZM252 199H253V197H252ZM252 199H251V200H252ZM20 200H21V198H20ZM23 200H24V199H23ZM32 200H33V199H32ZM35 200H36V199H35ZM55 200H57V199H55ZM55 200H54V201H55ZM260 200H261V199H260ZM263 200H264V199H262V201H263ZM26 201H25V202H26ZM58 201H59V200H58ZM63 201H65V200H63ZM262 201H260V203H259V200H258L257 203L261 204V203H263ZM21 202H22V201H21ZM23 203H24V202H23ZM55 203H56V202H55ZM247 203H248V201H247ZM21 204H22V203H21ZM21 204H19V205H21ZM26 204H27V203H26ZM60 204H61V199H60ZM60 204H59V205H60ZM251 204H252V201H251ZM15 205H16V204H15ZM15 205H13V206H15ZM37 205H38V204H37ZM46 205H47V204H46ZM50 205H51V204H50ZM55 205H56V204H55ZM57 205H58V204H57ZM29 206H30V203H29ZM257 206H258V205H257ZM260 206H262V205H260ZM263 206H264V205H263ZM18 207H19V206H18ZM27 207H28V206H27ZM27 207H26V208H27ZM13 208H14V207H13ZM262 208H263V207H262ZM10 209H11V208H10ZM10 209H9V210H10ZM24 209H25V208H24ZM27 209H28V208H27ZM31 209H32V208H31ZM37 209H38V207H37ZM37 209H36V211H37ZM39 209H40V208H39ZM46 209H47V208H46ZM60 209H61V208H60ZM256 209H257V208H256ZM17 210H19V208H18ZM20 210H21V209H20ZM44 210H45V209H44ZM257 210H258V209H257ZM259 210H261V208H259ZM259 210H258V211H259ZM21 211H22V210H21ZM26 211H27V210H26ZM28 211H29V210H28ZM28 211H27V212H28ZM31 211H32V210H31ZM33 211H34V210H33ZM39 211H40V210H39ZM263 211H264V210H263ZM10 212H11V211H10ZM23 212H24V211H23ZM261 212H262V211H261ZM20 213H21L20 215H22V212H20ZM31 213H32V212H31ZM18 214H19V211H18ZM25 215H26V214H25ZM25 215H24V216H25ZM36 215H37V214H36ZM260 215H261V214H260ZM7 216H8V215H7ZM10 216H11V215H10ZM15 216H17V215H15ZM24 216H23V217H24ZM263 216H264V214H263ZM11 217H12V216H11ZM17 217H18V216H17ZM30 217H31V216H30ZM32 217H33V216H32ZM9 218H10V217H9ZM34 218H35V216H34ZM34 218H33V219H34ZM15 219H16V218H15ZM15 219H14V221H15ZM28 219H29V218H28ZM263 219H264V217H263ZM23 220H24V219H23ZM16 221H17V220H16ZM18 221H19V219H18ZM18 221H17V222H18ZM25 221H27V220H25ZM28 221H29V220H28ZM32 221H33V220H32ZM11 222H12V221H11ZM11 222H10V223H11ZM19 222H20V221H19ZM30 222H31V221H30ZM25 223H26V222H24V224H25ZM5 224H6V223H5ZM16 224H17V223H16ZM19 224H20V223H19ZM237 224H238V223H237ZM47 225H48V224H47ZM241 225H242V224H241ZM241 225H240V226H241ZM26 226H27V224L25 225V227H26ZM35 227H36V226H35ZM35 227H34V228H35ZM41 227H43V226H41ZM45 227H46V226H45ZM48 227H49V226H48ZM241 227H243V226H241ZM28 228H29V227H28ZM236 228H237V227H236ZM239 228H240V227H239ZM239 228H237V229H239ZM17 229H18V228H17ZM20 229H21V227H20ZM31 229H32V227H31ZM37 229H38V228H37ZM241 229H242V228H241ZM35 230H36V228H35ZM28 231H29V229H28ZM48 231H49V230H48ZM239 231H240V230H239ZM242 231H243V229H242ZM30 232H32V231H30ZM243 232H244V231H243ZM23 233H24V232H23ZM26 233H27V231L25 232V234H26ZM25 234H24V235H25ZM237 234H238V233H237ZM239 234H240V233H239ZM26 235H28V234H26ZM33 235H34V234H33ZM20 236H21V235H20ZM22 236H23V235H22ZM28 236H29V235H28ZM28 236H27V237H28ZM239 236H240V235H239ZM29 237H30V236H29ZM240 237H241V236H240ZM22 238H23V237H22ZM33 239H34V238H33ZM23 242H24V241H23ZM26 244H27V243H26ZM242 251H244V250H242ZM241 253L243 254V252H241ZM244 254H245V252H244Z\"/></svg>", "mask_w": 264, "mask_h": 264}]
</instances>
